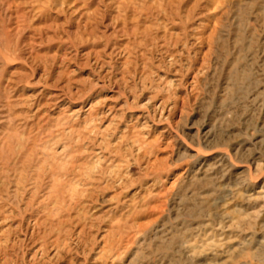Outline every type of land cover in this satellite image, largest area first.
Returning a JSON list of instances; mask_svg holds the SVG:
<instances>
[{
    "label": "rangeland",
    "instance_id": "374dc122",
    "mask_svg": "<svg viewBox=\"0 0 264 264\" xmlns=\"http://www.w3.org/2000/svg\"><path fill=\"white\" fill-rule=\"evenodd\" d=\"M0 264H264V0H0Z\"/></svg>",
    "mask_w": 264,
    "mask_h": 264
},
{
    "label": "bare ground",
    "instance_id": "6f19581e",
    "mask_svg": "<svg viewBox=\"0 0 264 264\" xmlns=\"http://www.w3.org/2000/svg\"><path fill=\"white\" fill-rule=\"evenodd\" d=\"M13 140H14L13 137L12 138H9V143L6 145V148L5 149L8 150V154L11 151V146H12ZM49 169L50 170H49L48 174H49L50 178L53 179L54 185H55L54 188L52 189L53 196H55L58 201H62V198H63V188H62V185L59 182H57L58 180L55 177L56 168H55L54 165L53 166L51 165L49 167ZM38 173L44 174V166H42V165L40 166ZM37 184H38V187H39V183H37Z\"/></svg>",
    "mask_w": 264,
    "mask_h": 264
}]
</instances>
